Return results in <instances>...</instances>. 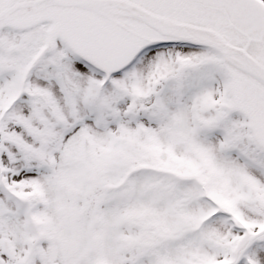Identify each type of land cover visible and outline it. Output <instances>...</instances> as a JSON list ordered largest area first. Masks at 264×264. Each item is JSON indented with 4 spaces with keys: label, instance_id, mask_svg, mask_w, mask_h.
I'll use <instances>...</instances> for the list:
<instances>
[{
    "label": "snow or ice",
    "instance_id": "1",
    "mask_svg": "<svg viewBox=\"0 0 264 264\" xmlns=\"http://www.w3.org/2000/svg\"><path fill=\"white\" fill-rule=\"evenodd\" d=\"M0 264H264V0H0Z\"/></svg>",
    "mask_w": 264,
    "mask_h": 264
}]
</instances>
